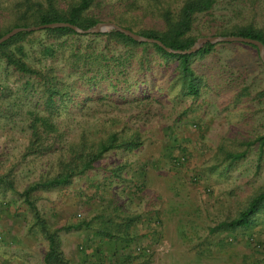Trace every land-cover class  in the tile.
<instances>
[{
  "label": "rangeland",
  "instance_id": "obj_1",
  "mask_svg": "<svg viewBox=\"0 0 264 264\" xmlns=\"http://www.w3.org/2000/svg\"><path fill=\"white\" fill-rule=\"evenodd\" d=\"M117 1L101 0L96 11L115 13ZM16 2L0 0V24ZM208 16H200L198 26L210 19L207 32L250 22L264 29V0H218L211 12L214 20ZM140 21L151 23L149 18ZM34 33L37 40L24 44L27 61L65 69L60 54L68 45L60 47L59 41ZM41 45H53L55 53L47 55ZM191 67L200 78L196 99L172 84L169 65L166 71L153 68L143 83L117 92L103 85L90 88L70 76L72 100L64 98L47 112L38 92L23 89V78L0 61V171L10 172L17 192L39 176L55 173L57 158L81 133L90 140L119 129L137 138L135 148L105 152L68 185L31 195L46 226L59 228L60 248L68 260L264 264V211L246 227L210 231L234 217L264 185V146L258 155L256 144H246L264 133V72L254 49L234 42H218L209 54L194 57ZM127 74L134 78L133 71ZM143 96L144 101H135ZM32 113L54 127L44 138L53 146L41 153L25 151ZM241 150V159L227 158ZM127 218H133V238L122 230ZM45 248L22 198L0 193V264H42Z\"/></svg>",
  "mask_w": 264,
  "mask_h": 264
},
{
  "label": "trees",
  "instance_id": "obj_2",
  "mask_svg": "<svg viewBox=\"0 0 264 264\" xmlns=\"http://www.w3.org/2000/svg\"><path fill=\"white\" fill-rule=\"evenodd\" d=\"M100 2L101 0H18L9 18H5L0 24V36L14 27L66 22L86 29L97 22L110 21L143 37L156 39L174 50L189 49L197 37L219 35L256 39L261 43L264 52V29L252 22L231 27H215L213 32H207L211 20L206 19L200 27L204 32L198 28L200 16L209 15L208 17L213 19L211 12L218 0H118V11L104 15L96 11ZM148 18L151 23L141 24L140 19L143 21ZM34 32L42 34L46 41H59L60 47L68 45V49L62 47L60 54L66 64L65 69L55 68L54 65L39 68L27 61L24 44L37 40ZM82 37L86 39H81ZM234 43L254 49L256 59L264 72L254 45ZM216 44L218 43L203 42L190 54H177L166 52L155 43L135 41L110 28L100 33L79 34L67 26H62L16 32L0 43V61L12 73L23 78L21 83L23 89L32 93L38 92L42 99L43 110L49 112L56 109L64 98L67 101L72 100L70 90L73 81L67 80L70 76L82 79L81 82L90 88L103 85L107 91L117 92L134 83H143L145 76L152 74L153 68L166 71L169 65L173 66L170 75L172 84L176 85L182 94L191 95L196 99L201 85L199 76L191 67L192 60L194 57H204L209 54ZM41 51L47 55L55 53L53 45H41ZM130 70L133 71L134 78L129 79L127 73ZM241 90L246 89L241 88ZM239 95L240 93L235 97ZM145 99L146 97L143 96L135 101L140 102ZM28 128L29 142L25 149L26 153H41L53 146L45 144L44 138L47 132L54 131L53 124L46 118L32 113ZM136 139L135 136L123 135L119 129H108L103 135L90 140H86L81 133L77 141L67 146L65 156L57 158L55 173L39 176L20 192L16 191L10 172L0 171V193L9 191L22 198L32 216L33 225L37 226L46 241L42 264H107L104 258L79 262L68 260L60 248L57 234L59 228L49 229L46 226L31 195L38 189L68 185L74 177L93 168L94 163L105 152L115 148L125 150L135 148L138 145ZM246 144H256L260 155L264 146V133L256 135ZM244 154L245 150L227 153V158L235 161L244 157ZM114 172L118 174L117 169H114ZM260 211H264V185L254 192L234 217L217 223L210 228V231H230L238 227H246L253 216ZM132 220L133 218H127L128 226L124 224L121 228L133 238L130 234L133 225L129 224ZM113 264L130 263L124 257L120 262Z\"/></svg>",
  "mask_w": 264,
  "mask_h": 264
},
{
  "label": "water",
  "instance_id": "obj_3",
  "mask_svg": "<svg viewBox=\"0 0 264 264\" xmlns=\"http://www.w3.org/2000/svg\"><path fill=\"white\" fill-rule=\"evenodd\" d=\"M62 26H67L71 28L74 32L79 33V34L100 33V32H103L106 28H110V29H113L117 32H120L132 38L135 41L155 43L159 45L160 47H162L166 52L177 53V54H190L196 51L203 42H208L212 44L218 43V42H240V43L251 44L256 47L259 60L261 61L264 67L263 47L261 43L257 41L256 39H251L248 37H239V36H217V35L211 36V35H208V36L197 37L196 40L193 42V44L187 50H174V49L164 46L160 41L156 39L143 37L139 34H136L110 21L97 22L93 26L86 28V29L78 28L77 26L66 23V22H51V23L40 24V25L30 26V27H14L10 29L8 32L0 36V43L19 31H23V30L24 31H36V30H41L44 28H55V27H62Z\"/></svg>",
  "mask_w": 264,
  "mask_h": 264
},
{
  "label": "built area",
  "instance_id": "obj_4",
  "mask_svg": "<svg viewBox=\"0 0 264 264\" xmlns=\"http://www.w3.org/2000/svg\"><path fill=\"white\" fill-rule=\"evenodd\" d=\"M178 160H179V161H181V160H182V158H179ZM177 163H178V161H177Z\"/></svg>",
  "mask_w": 264,
  "mask_h": 264
}]
</instances>
